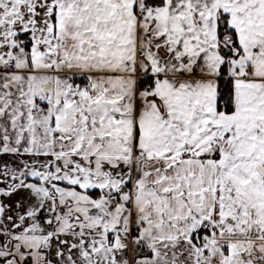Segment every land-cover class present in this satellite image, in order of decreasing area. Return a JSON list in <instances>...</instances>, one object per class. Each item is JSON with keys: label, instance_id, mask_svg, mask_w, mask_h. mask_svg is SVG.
<instances>
[{"label": "snow or ice", "instance_id": "snow-or-ice-1", "mask_svg": "<svg viewBox=\"0 0 264 264\" xmlns=\"http://www.w3.org/2000/svg\"><path fill=\"white\" fill-rule=\"evenodd\" d=\"M0 264H264V0H0Z\"/></svg>", "mask_w": 264, "mask_h": 264}]
</instances>
